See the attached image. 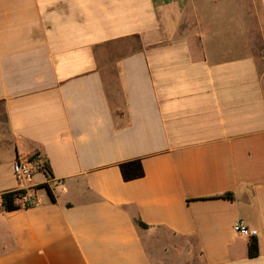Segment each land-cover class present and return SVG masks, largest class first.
I'll use <instances>...</instances> for the list:
<instances>
[{
    "label": "crops",
    "instance_id": "1",
    "mask_svg": "<svg viewBox=\"0 0 264 264\" xmlns=\"http://www.w3.org/2000/svg\"><path fill=\"white\" fill-rule=\"evenodd\" d=\"M0 264H264V0H0Z\"/></svg>",
    "mask_w": 264,
    "mask_h": 264
},
{
    "label": "trees",
    "instance_id": "2",
    "mask_svg": "<svg viewBox=\"0 0 264 264\" xmlns=\"http://www.w3.org/2000/svg\"><path fill=\"white\" fill-rule=\"evenodd\" d=\"M44 168H45V174L47 175L48 178L52 177V170L51 167L47 162L44 161ZM47 191L52 195L50 192V189L48 186H44ZM39 189V188H36ZM28 193L25 190H16V191H10V192H5L2 194V206L3 210L5 212H13V211H18L21 209H29L34 207L32 203L29 204H23V198L27 195ZM231 194H228L226 197L231 198ZM35 198L31 197V200H34ZM135 225L140 228V229H148V226L144 224L140 219H135ZM248 253L249 257H257L259 255V245L256 239H252L249 248H248Z\"/></svg>",
    "mask_w": 264,
    "mask_h": 264
},
{
    "label": "built area",
    "instance_id": "3",
    "mask_svg": "<svg viewBox=\"0 0 264 264\" xmlns=\"http://www.w3.org/2000/svg\"><path fill=\"white\" fill-rule=\"evenodd\" d=\"M15 176L19 180H25L30 177H32L37 172H43L45 173L44 168V162L41 158H33L30 161H26L23 163H17L14 165L13 168ZM32 203L34 206L38 205V202L36 199L31 200V197L27 194L23 198V204H29ZM233 231L235 234L242 236L244 238L248 239H256L258 236V231L249 228L247 225H245L242 221H237L233 226Z\"/></svg>",
    "mask_w": 264,
    "mask_h": 264
},
{
    "label": "rangeland",
    "instance_id": "4",
    "mask_svg": "<svg viewBox=\"0 0 264 264\" xmlns=\"http://www.w3.org/2000/svg\"><path fill=\"white\" fill-rule=\"evenodd\" d=\"M105 73L107 74V77H108L107 81L110 83L113 82L112 85L115 88H117V82H118L117 74H118V72L115 69L114 63L109 64V67L106 69Z\"/></svg>",
    "mask_w": 264,
    "mask_h": 264
}]
</instances>
